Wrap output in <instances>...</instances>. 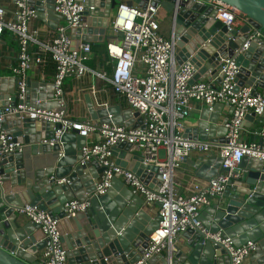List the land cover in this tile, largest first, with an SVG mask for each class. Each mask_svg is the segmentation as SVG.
<instances>
[{"label": "water", "instance_id": "water-1", "mask_svg": "<svg viewBox=\"0 0 264 264\" xmlns=\"http://www.w3.org/2000/svg\"><path fill=\"white\" fill-rule=\"evenodd\" d=\"M86 8L102 9L106 20L105 27L96 30L90 25L71 29L72 33L82 35L84 42H102L111 13L124 0H77ZM145 9L151 1L170 15V25L176 38L174 60L176 65L185 62L191 64L196 73L194 81H210L215 75L221 59L233 58L244 42L240 34L253 29L260 33L249 48L237 57L239 67L236 77L237 87L246 85L257 93L264 89V0H215L236 9L248 18V26L242 27L236 34L214 20L216 10L208 6V0H131ZM28 6L35 16L48 28L54 18L61 19L52 11V0H28ZM88 11V10H86ZM85 14V13H84ZM98 37H96V36ZM7 78H0V93L10 98V107L25 106L38 109H53L55 102L36 104L35 101L52 100L51 83L31 84L27 80L24 102L14 97L17 78H8L11 87L3 89ZM47 90V94L34 96V89ZM264 94V92H262ZM89 119L97 124H113L128 128L143 125L142 118L130 109H121L118 105L96 107L89 95L84 97ZM8 104V103H7ZM6 103L3 105H7ZM217 108L211 111L204 108L195 126L185 130L184 137L202 143L224 142L225 121L218 122ZM258 120V119H257ZM246 117L247 123L257 122ZM3 131L12 137V143L29 146L34 154L57 155L54 161L45 157L41 162L27 167L23 162V153L17 151L0 157V264H35L38 253L44 247L39 227L25 222L16 210L28 204L46 212L53 220H58V230L62 235V246L66 250L68 264H137L148 245V237L156 230L158 217L150 219L142 209V201L118 178H114L110 187L102 195H96L95 184L104 169L90 161L80 165L81 149L86 138L77 129L64 133L57 144L50 147L41 141L53 137L52 130L58 125L35 121L27 111L7 116L2 122ZM75 143V146L73 145ZM116 163L132 171L140 181L153 191L161 179L156 167L142 164V155L131 151L130 145H119L114 150ZM219 157H199L192 166L195 177L209 180L221 169ZM241 167L248 171L245 186L232 187L234 194L226 192L216 205H211L201 214L202 226L211 234L220 232L230 238L233 245L239 247L248 242L256 245L252 255L253 264H264V162L244 158ZM153 177L152 184L149 179ZM65 180L68 183L59 184ZM155 185H154V184ZM239 184L242 181L238 182ZM118 192V195L115 194ZM76 200L88 202L84 213L67 218L65 205ZM132 202L131 204H129ZM156 206H159L156 203ZM185 252L174 246L159 257H151L146 264H229L230 258L220 245L205 239L197 231L180 234Z\"/></svg>", "mask_w": 264, "mask_h": 264}, {"label": "built area", "instance_id": "built-area-1", "mask_svg": "<svg viewBox=\"0 0 264 264\" xmlns=\"http://www.w3.org/2000/svg\"><path fill=\"white\" fill-rule=\"evenodd\" d=\"M206 4L216 10L214 20L235 30L236 34H240L242 27L248 26V18L236 9L215 0H208ZM14 7L12 16L8 17L0 6V40L7 32L17 43V63L10 69V77L17 78L14 97L24 102L27 72L34 67L42 72L50 62L54 65L52 100H36L35 103L55 102L57 107L41 110L17 106L12 109L9 97L6 106L0 102V157L16 151L20 153L23 148L12 143V137L2 129V122L12 114L27 111L34 116L35 121L58 125L52 130V138L41 141L50 147L57 144L64 133L77 129L86 138L79 164L94 161L104 169L95 184L96 195L104 194L111 181L118 178L133 194L142 197L146 205L159 204L157 228L148 237L147 248L137 264H146L149 258L171 251L175 239L187 231H197L205 239L220 245L230 258L229 264H244L254 253L256 245L248 242L236 247L230 238L223 237L220 232L211 234L202 226L199 213L211 201L220 199L229 186H237L245 173L240 167L244 158L264 162V125L259 132L258 142H245L241 138L246 117L252 116L254 120H259L264 116V94L254 93L246 85L237 87L236 84L239 70L237 57L259 38L260 33L251 29L240 34L244 42L235 56L221 59L210 81H194L190 84L196 71L188 62L176 65V38L173 31L169 38L159 32L156 17L160 7L149 1L142 10L130 1L121 2L110 23L112 32L121 37L118 42L106 45L107 56L112 62V72L107 77L104 73L86 67L90 45L81 43L74 46L67 35L68 30L82 27L85 11H93V7L86 8L77 0H52V11L64 25L49 34L47 39H42L40 32L29 26L35 18V11L28 6V0H15ZM87 74L106 81L128 109L142 118L143 125L128 128L111 123L78 122L69 118L64 83L66 80H81ZM91 94H96V91L91 90ZM3 95L0 93V101H3ZM193 102L200 103L209 111L215 105L226 106L231 110L224 124V142L202 143L184 137L185 120L193 109ZM94 134L98 136V141H88ZM123 144L130 145L131 151L142 155L144 166L156 167L161 179L155 191L144 185L132 171L116 163L114 150ZM211 152L222 160L221 169L227 171L221 170L209 180L195 182L189 195L180 194L174 181L175 172L191 154L205 155ZM153 180L151 177L149 183L152 184ZM63 182L68 183L65 180L58 181L59 184ZM64 207L66 217L72 218L84 213L88 202L72 200ZM16 213L37 225L42 234L44 247L38 253L35 264H68L58 220L51 219L46 212L28 204L17 209Z\"/></svg>", "mask_w": 264, "mask_h": 264}, {"label": "crops", "instance_id": "crops-1", "mask_svg": "<svg viewBox=\"0 0 264 264\" xmlns=\"http://www.w3.org/2000/svg\"><path fill=\"white\" fill-rule=\"evenodd\" d=\"M14 1L15 0H0V6L6 11V15L8 17L12 16V13L14 12L15 9ZM129 1L130 3H133L131 0H124L123 2H129ZM115 10L111 13V17L108 21L106 33L104 35L102 42H93V41L84 42L82 41L83 38L82 35L72 33L70 30L67 31V35L73 42L74 46H77L78 44L81 43H88L90 45L91 52L88 60L85 63L86 67L94 72L104 73L107 77H110L111 75L112 62L109 60L107 56L106 45L109 43L118 42L121 37L120 34L113 33L110 28V23L115 17V12H116ZM169 17L170 15H167L161 8L158 10V14L156 18L159 24V30L161 34L167 38H169L172 33L171 25L168 23ZM51 23L53 26H57V28L59 26L64 25V22L61 19H57V18H54V20ZM86 25H90L94 27L96 30H100L102 27H105L106 20L102 14V9L101 12L100 9L97 8H93V11H89V10L85 11V14L83 15L82 27ZM29 26L31 29H37L40 32V37L42 39H47L49 37V34L56 31V29L52 30L48 28L36 16L31 20ZM16 63H17V43L14 38H11L10 35L7 32H5L0 40V78L3 77L7 78L6 83L3 86V89L5 91H8L11 87L8 78H10V69L14 67ZM45 69L42 72L39 71L38 68L36 67L29 70L27 72V80L30 81L31 84L51 83L53 76H49V74L45 75ZM93 89L96 91V94L94 95L91 94V90ZM262 92H264V89H259V88L257 89V93H262ZM47 93H48L47 90L42 91L39 88H36L34 89L32 94H34V96H36L37 98L39 95H45ZM64 94H65L64 99L67 106V115L73 121H78V122L90 121L84 99L86 95H89L93 104L96 107L100 105L102 106L118 105L121 107V109H128L124 101L113 93V91L110 88V85L106 81L98 79L92 76L91 74L85 75L81 80H66L64 83ZM6 100L7 99H5L3 95V101H0L1 104L2 105L5 103L7 104L8 100L7 101ZM120 103L124 104V107H122ZM102 106H100L99 108H101ZM192 106L193 109L189 117L185 120V130L189 128H193L195 126L196 119L200 115L201 111L204 109V107L198 102H193ZM214 107H216L218 110L215 115L216 118H218V122H223L230 117L231 110L226 106L215 105ZM263 125H264V116L261 119L257 120V122L247 123V126H243L241 132V138L245 142H258L259 132L261 131ZM88 141H98V136L94 134L92 137L88 138ZM73 145L75 146V143H73ZM21 152L23 153V162L27 167L29 166L31 167V165L33 163H36L37 161L41 162L45 157H51L54 161L57 158V155L55 153H50L46 155L34 154L33 150H31L29 146H23ZM199 157H216V156L214 152L205 155L193 153L185 160V162H183L180 168L175 172V177H174V181L178 185V192L182 195L191 194L192 184L201 180L195 177L196 170L192 166L193 162L196 161ZM241 169H243L245 173L243 175V178L241 179L242 183L241 184L238 183L237 185H241L240 187L244 189L246 188L244 182L248 171H246V169H244L243 167H241ZM150 180L151 179H149V181ZM234 191L235 190L231 188L228 193V196H232L234 194ZM115 194L118 195V192H115ZM138 197L142 201V204L141 203L139 204L141 205L140 209H142L144 213L147 216H149L150 219L157 217L158 206L156 205L148 206L145 204L142 197L140 196ZM220 199H215L211 201L209 206L202 208L199 213V218H201L200 217L201 214H204L211 219L212 217L210 216V214L205 211H207L211 205H216ZM131 203L132 202H130L129 204ZM21 217L25 222H28L26 217L24 216ZM182 245L183 242L181 236L179 235L175 239L174 246L179 247L180 249L183 250V252H185L184 251L185 249L182 248L183 247ZM252 255L253 254H251L245 260L244 264H253L251 262Z\"/></svg>", "mask_w": 264, "mask_h": 264}, {"label": "trees", "instance_id": "trees-1", "mask_svg": "<svg viewBox=\"0 0 264 264\" xmlns=\"http://www.w3.org/2000/svg\"><path fill=\"white\" fill-rule=\"evenodd\" d=\"M168 23L170 24V17L168 19ZM160 32V30H159ZM161 33V32H160ZM49 74V76H53L54 75V65L52 63H48L46 65V69H45V75ZM122 107H124V104L120 103Z\"/></svg>", "mask_w": 264, "mask_h": 264}, {"label": "rangeland", "instance_id": "rangeland-1", "mask_svg": "<svg viewBox=\"0 0 264 264\" xmlns=\"http://www.w3.org/2000/svg\"><path fill=\"white\" fill-rule=\"evenodd\" d=\"M163 154H162V152H160V156H162Z\"/></svg>", "mask_w": 264, "mask_h": 264}]
</instances>
